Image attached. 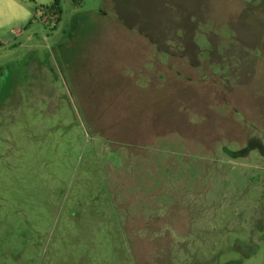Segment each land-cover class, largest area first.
I'll return each mask as SVG.
<instances>
[{
    "label": "rangeland",
    "instance_id": "1",
    "mask_svg": "<svg viewBox=\"0 0 264 264\" xmlns=\"http://www.w3.org/2000/svg\"><path fill=\"white\" fill-rule=\"evenodd\" d=\"M53 1L0 0V264H264V0Z\"/></svg>",
    "mask_w": 264,
    "mask_h": 264
},
{
    "label": "trees",
    "instance_id": "2",
    "mask_svg": "<svg viewBox=\"0 0 264 264\" xmlns=\"http://www.w3.org/2000/svg\"><path fill=\"white\" fill-rule=\"evenodd\" d=\"M83 0H72L75 6H79ZM61 4L60 0H54L50 5L43 7V16L45 19H53L56 22L61 20ZM47 19V20H48Z\"/></svg>",
    "mask_w": 264,
    "mask_h": 264
},
{
    "label": "flooded vegetation",
    "instance_id": "3",
    "mask_svg": "<svg viewBox=\"0 0 264 264\" xmlns=\"http://www.w3.org/2000/svg\"><path fill=\"white\" fill-rule=\"evenodd\" d=\"M0 72H1V75H0V79H1V76H2V68L0 69ZM0 85H1V81H0ZM241 248H239L238 250H239V252H240V254H244L243 256L245 257V256H247L248 255V253H245L244 251H243V248H242V246L243 247H249L248 245H244L243 243H241V245H239Z\"/></svg>",
    "mask_w": 264,
    "mask_h": 264
}]
</instances>
